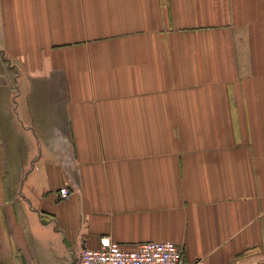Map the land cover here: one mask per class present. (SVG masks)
Returning a JSON list of instances; mask_svg holds the SVG:
<instances>
[{
  "label": "crops",
  "instance_id": "crops-1",
  "mask_svg": "<svg viewBox=\"0 0 264 264\" xmlns=\"http://www.w3.org/2000/svg\"><path fill=\"white\" fill-rule=\"evenodd\" d=\"M105 237L264 264V0H0V264Z\"/></svg>",
  "mask_w": 264,
  "mask_h": 264
},
{
  "label": "built area",
  "instance_id": "built-area-1",
  "mask_svg": "<svg viewBox=\"0 0 264 264\" xmlns=\"http://www.w3.org/2000/svg\"><path fill=\"white\" fill-rule=\"evenodd\" d=\"M60 198L70 196L69 189H60ZM77 264H204L203 261L187 263L183 249L171 241L148 242L129 250L113 242L110 238H102L96 249H84Z\"/></svg>",
  "mask_w": 264,
  "mask_h": 264
}]
</instances>
